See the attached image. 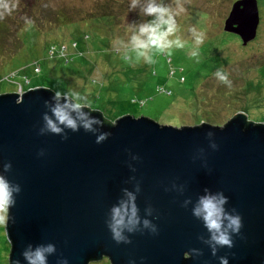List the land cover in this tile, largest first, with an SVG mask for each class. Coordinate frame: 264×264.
I'll use <instances>...</instances> for the list:
<instances>
[{"label":"water","instance_id":"95a60500","mask_svg":"<svg viewBox=\"0 0 264 264\" xmlns=\"http://www.w3.org/2000/svg\"><path fill=\"white\" fill-rule=\"evenodd\" d=\"M258 21L256 0H233L222 28L245 44ZM54 93L42 85L0 92V175L21 189L10 209L14 222L3 226L7 264H27L22 252L29 245L50 243L56 252L48 264L61 256L68 264L102 257L109 264H219L222 256L228 264H264V122L248 120L241 110L222 124L174 125L141 113L109 120L97 108H84L103 120L93 125L96 132L40 134ZM103 132L111 135L96 143ZM124 190L134 193L141 221L157 233L141 224L140 231H125L131 243L117 244L107 222ZM205 190L227 197L225 210L235 209L243 224L233 247L218 248L215 256L200 239L207 240L208 231L192 215ZM193 248L202 255L188 256Z\"/></svg>","mask_w":264,"mask_h":264},{"label":"rangeland","instance_id":"374dc122","mask_svg":"<svg viewBox=\"0 0 264 264\" xmlns=\"http://www.w3.org/2000/svg\"><path fill=\"white\" fill-rule=\"evenodd\" d=\"M19 1L4 0L12 10L0 9L4 11L0 21L4 29L7 27L0 29L2 91L24 90L34 85L62 93L71 89L85 96L91 108H97L109 120L125 113H141L174 125L200 121L222 124L241 110L248 120L264 122V0H256L259 21L255 36L245 44L233 33L222 30L233 0H180L184 11L176 17V35L185 41V47L173 48L170 56L155 55L152 64L134 58L125 60L123 49L118 51L114 47L117 38L129 39L128 25L151 19L144 17L139 7L130 10V0H36L31 5L33 10L27 7L30 0H24V5ZM158 2L176 7V0ZM26 20L31 21L32 27L24 33L26 39L14 53L17 46L8 42ZM80 26L94 30L96 40L100 36L105 38L104 42L96 41V47L87 44L84 53L91 57L85 58V64L77 58L61 64L44 57L45 41L50 45L48 51L53 53L59 43L60 47L63 41L71 42L70 33ZM192 29L205 33L202 44L194 43ZM103 46L104 52L99 51ZM193 49L198 50V56H191ZM75 52L69 49L65 54L74 58ZM34 59L40 63L37 73L32 71L37 67L33 65ZM72 64L77 65V72ZM218 69L228 74L231 86L215 77ZM12 70L18 72L11 74ZM22 77L28 83H23ZM8 250L4 227L0 226V264H7ZM88 264L109 262L102 257Z\"/></svg>","mask_w":264,"mask_h":264},{"label":"clouds","instance_id":"9594fccd","mask_svg":"<svg viewBox=\"0 0 264 264\" xmlns=\"http://www.w3.org/2000/svg\"><path fill=\"white\" fill-rule=\"evenodd\" d=\"M139 7L140 13L144 17H151L139 24L128 25L127 31L130 37L127 41L117 38L114 41V47L119 51L123 49L122 55L125 60L136 61L142 60L144 63H154V56L163 54L171 55L173 48L183 49L185 41L176 33L179 31L176 17L180 15L184 8L180 4V0H176L175 9L168 4L158 2V0H130L129 9L136 10ZM0 9L11 11L9 5L0 0ZM4 11H0V18H3ZM193 41L196 45L203 43L205 33L198 32L195 29L191 30ZM191 56H198V50L193 49ZM215 77L228 86H231V81L228 74L222 69L215 72ZM63 97L64 103H60ZM53 100L56 101L54 106L50 108L51 116L44 114V127L40 129V134L49 131L54 134H62L64 129H70L73 132L82 127L86 132H96L93 125H102L103 120L89 116L83 111L88 108L89 113L94 110L91 108L90 101L82 96L81 93L69 89L66 92L56 91L53 95ZM47 105V101L45 102ZM108 132L100 133L96 138V143H101L108 136ZM211 137L213 133L206 134ZM66 138V136H65ZM214 149L216 144L211 145ZM5 171L11 169V164L4 165ZM138 190V189H137ZM21 191L19 185L11 184L4 176L0 175V226L7 224L14 218L10 216V209L15 206L16 199L14 193L19 194ZM206 194L199 197L196 201L192 215L201 220L204 228L208 231L209 237L207 240L200 238L203 243L207 244L211 249V254L216 255L218 248H232L233 236L239 235L242 228V218L235 209L232 212L225 210L224 205L227 203V197L222 193L211 194L205 190ZM126 198L121 199L117 205L110 209V221L107 222V227L111 233V238L117 244H129L131 240L124 235L125 231L134 233L140 231V225L143 228L150 230L152 234L157 233V228L149 220L139 216V208L136 205V197L134 193L124 190ZM188 201H185L187 204ZM147 214L151 215L152 210L146 209ZM56 252L54 244L38 245L32 248L29 245L22 255L27 261V264H48V256ZM188 256L192 255L199 257L202 252L198 249H190ZM219 264H228L227 257H219ZM11 264H20L19 260H14ZM56 264H68L66 258L62 256L56 261ZM129 264H135L134 261H129Z\"/></svg>","mask_w":264,"mask_h":264},{"label":"trees","instance_id":"16d2710c","mask_svg":"<svg viewBox=\"0 0 264 264\" xmlns=\"http://www.w3.org/2000/svg\"><path fill=\"white\" fill-rule=\"evenodd\" d=\"M19 1V0H18ZM35 1L36 0H30V6H27L28 8H30V10H33V9H31V5H33V4H35ZM20 2V1H19ZM22 4L24 5V0H22ZM26 9V10H29V9ZM11 10H12V8H10ZM30 26L32 27V23H31V21H28V20H26L24 23H23V26H22V28H20L19 30H16L15 32H14V37H12V40H9V42H8V44L9 45H13V46H17L16 48H14L13 49V52L15 53L16 52V50L19 48V47H21V45L24 43V41H25V39H26V37H25V35H26V33H27V29H29L30 28ZM7 27H5V29H6ZM0 29L2 30H5L4 29V23L3 22H1L0 21ZM222 30L223 31H226V30H224L223 28H222ZM226 32H230V31H226ZM0 33H2V31H0ZM24 33H25V35H24ZM231 33H233V32H231ZM71 35H70V40H72L71 42H67V43H65L64 41L61 43V46L60 47H62L61 49H60V47L58 46V45H60V43L58 44V43H56L55 42V44H58L57 45V50L56 49H53V53H51V52H49L48 51V49H49V47H50V45H49V43L47 42V41H45V43H44V45H45V47L47 48V51H46V49H45V58H47V59H54V60H59L60 62H61V64H68V63H70V62H72L73 60H76L75 58H77V60L79 61V63L81 62V64H82V62H84V64H85V62H86V60H85V58L87 59V58H89V56L91 57V55H85V51H87L88 50V48H87V44L89 45V43L91 44V45H93V47H96L98 44H96L97 42H99V41H101V40H103V42H104V37L103 36H100L99 37V39L98 40H96L97 39V37H96V33H95V31L94 30H92L91 28H81V26L80 27H77V28H74L73 30H72V32L70 33ZM238 39H240L239 38V36L237 35V34H235V33H233ZM3 34H0V36H2ZM24 35V36H23ZM90 40L92 41V42H90ZM18 41H19V43H18ZM97 41V42H96ZM106 41V40H105ZM241 41V40H240ZM82 42V43H81ZM7 44V45H8ZM54 44V48H55V45ZM242 44V43H241ZM52 45V44H51ZM102 45V44H101ZM90 46V45H89ZM69 49L70 50H72V51H76L75 52V54H74V58H71V57H69L68 55H66L65 53H67L68 51H69ZM100 50L99 51H102V52H104V50H105V47L103 46V47H100L99 48ZM116 50V49H115ZM96 54H98V51H96L95 52V55ZM86 56V57H85ZM104 56V55H103ZM101 57V56H100ZM93 58V57H92ZM76 60V61H77ZM216 61V60H215ZM34 64L33 65H35V66H37L36 67V69H32V71L33 72H38L39 70H40V63H39V59H34ZM88 62V61H87ZM215 65H217V63H214V67H215ZM77 65H75V64H72L71 65V67H73V70H75L76 69V72H77V68H75ZM25 67V65L23 66V68ZM213 67V68H214ZM212 68V69H213ZM15 71V72H14ZM16 72H18V70H12V72H11V74H15ZM23 78V83H28L27 81H24V77H22ZM0 92H7V91H2V90H0Z\"/></svg>","mask_w":264,"mask_h":264}]
</instances>
